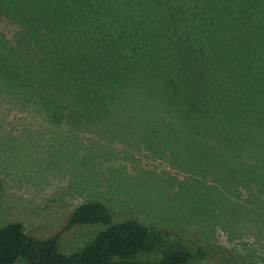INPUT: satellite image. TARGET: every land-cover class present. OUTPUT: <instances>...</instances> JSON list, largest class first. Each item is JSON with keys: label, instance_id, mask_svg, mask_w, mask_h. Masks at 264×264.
<instances>
[{"label": "trees", "instance_id": "trees-1", "mask_svg": "<svg viewBox=\"0 0 264 264\" xmlns=\"http://www.w3.org/2000/svg\"><path fill=\"white\" fill-rule=\"evenodd\" d=\"M0 18L16 27L14 40L0 35V89L32 99L53 123L91 119L123 146L141 137L190 149L184 163L198 149L220 169L264 168V0H0ZM90 224L102 229L89 242L58 250L61 234ZM202 255L178 232L116 220L94 200L74 205L50 238L26 235L20 222L0 226V264H188Z\"/></svg>", "mask_w": 264, "mask_h": 264}, {"label": "rangeland", "instance_id": "rangeland-1", "mask_svg": "<svg viewBox=\"0 0 264 264\" xmlns=\"http://www.w3.org/2000/svg\"><path fill=\"white\" fill-rule=\"evenodd\" d=\"M15 30L0 18L4 39H13ZM31 100L0 89V226L20 222L26 235L50 238L74 205L94 200L116 220L178 232L191 251L203 252L188 264H264L261 164L230 162L220 169L202 161L198 149L184 163L191 150L181 144L162 148L138 137L123 146L95 132L91 119L78 127L53 123ZM99 229L71 228L58 237L57 248L75 252Z\"/></svg>", "mask_w": 264, "mask_h": 264}]
</instances>
